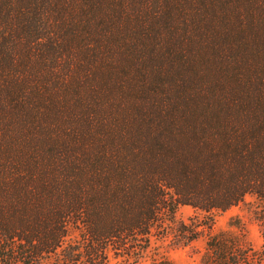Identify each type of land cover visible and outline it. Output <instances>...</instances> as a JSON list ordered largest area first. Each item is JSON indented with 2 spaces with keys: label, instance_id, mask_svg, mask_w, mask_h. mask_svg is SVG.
Masks as SVG:
<instances>
[{
  "label": "trees",
  "instance_id": "16d2710c",
  "mask_svg": "<svg viewBox=\"0 0 264 264\" xmlns=\"http://www.w3.org/2000/svg\"><path fill=\"white\" fill-rule=\"evenodd\" d=\"M246 194L260 247L198 264H264V0H0V264H135Z\"/></svg>",
  "mask_w": 264,
  "mask_h": 264
},
{
  "label": "rangeland",
  "instance_id": "374dc122",
  "mask_svg": "<svg viewBox=\"0 0 264 264\" xmlns=\"http://www.w3.org/2000/svg\"><path fill=\"white\" fill-rule=\"evenodd\" d=\"M259 208L260 203L253 194H246L237 204L225 210L214 211L211 215L196 211L190 206L181 205L176 212L177 222L190 225L201 220L202 226H199L198 237L183 243L173 234H169L155 243V250L152 252L156 256L150 253L135 264H155L152 258L161 256L174 264H198L204 252L207 237L221 231L240 234L254 248H259L262 244L257 218ZM203 215L208 216V219H205ZM209 223H211L210 228L207 227Z\"/></svg>",
  "mask_w": 264,
  "mask_h": 264
}]
</instances>
